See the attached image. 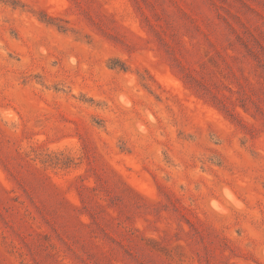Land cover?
I'll use <instances>...</instances> for the list:
<instances>
[{
    "label": "rangeland",
    "instance_id": "rangeland-1",
    "mask_svg": "<svg viewBox=\"0 0 264 264\" xmlns=\"http://www.w3.org/2000/svg\"><path fill=\"white\" fill-rule=\"evenodd\" d=\"M0 264H264V0H0Z\"/></svg>",
    "mask_w": 264,
    "mask_h": 264
}]
</instances>
